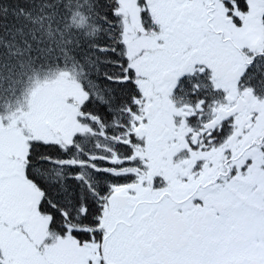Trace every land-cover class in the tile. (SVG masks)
I'll list each match as a JSON object with an SVG mask.
<instances>
[{"label": "snow or ice", "instance_id": "6c2138e0", "mask_svg": "<svg viewBox=\"0 0 264 264\" xmlns=\"http://www.w3.org/2000/svg\"><path fill=\"white\" fill-rule=\"evenodd\" d=\"M0 264H264V0H0Z\"/></svg>", "mask_w": 264, "mask_h": 264}]
</instances>
